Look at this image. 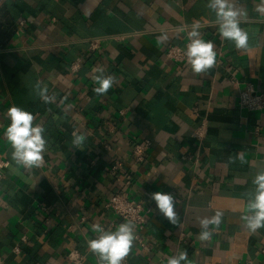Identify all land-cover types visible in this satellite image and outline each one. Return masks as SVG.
Returning a JSON list of instances; mask_svg holds the SVG:
<instances>
[{
    "label": "crops",
    "instance_id": "crops-1",
    "mask_svg": "<svg viewBox=\"0 0 264 264\" xmlns=\"http://www.w3.org/2000/svg\"><path fill=\"white\" fill-rule=\"evenodd\" d=\"M208 2L0 0V264H72L73 249L84 264H99L87 242L98 235L93 224L115 231L126 223L105 205L118 191L151 210L145 246L135 239L122 264H167L180 251L188 255L182 264H264V227L252 232L241 220L253 178L264 170V111L239 107L247 85L264 92V15L256 11L260 0H233L247 13L240 27L248 46L238 49L220 36ZM196 22L216 52L215 65L200 74L165 53L184 46ZM98 75L114 77L106 94L94 91ZM12 105L45 129L40 167L11 158L4 132ZM202 124L199 143L193 134ZM73 132L85 137L79 148ZM144 139L152 146L136 164L132 147ZM116 160L123 168L114 173ZM158 191L174 197L175 225L151 199ZM217 211L219 226L200 240L199 220Z\"/></svg>",
    "mask_w": 264,
    "mask_h": 264
},
{
    "label": "clouds",
    "instance_id": "clouds-1",
    "mask_svg": "<svg viewBox=\"0 0 264 264\" xmlns=\"http://www.w3.org/2000/svg\"><path fill=\"white\" fill-rule=\"evenodd\" d=\"M208 8L215 12L216 23L220 36L223 39L234 42L236 48L246 49L248 46V34L241 27L242 18L247 16L244 9L236 7L233 0H209ZM256 11L264 15V0L256 6ZM199 22L193 23L191 30L187 33L189 43L186 46L185 56L194 73L207 72L216 63V52L214 44L202 38L199 31ZM161 41L167 40V35L159 37ZM103 71L102 69L100 70ZM95 83L99 87L94 88L97 94H106L113 86L115 80L112 76L98 75ZM46 89L40 92L42 99L48 102L50 97L45 95ZM7 117L10 120L4 137L11 145V158L17 165H23L25 169L40 167L43 163L44 152L47 141L44 137L45 129L41 124H35V116L23 108L12 105L7 109ZM85 137L73 132V145L79 146ZM241 160L243 159L240 157ZM254 191L249 193L247 202V214L241 216L244 227L255 232L264 227V170L258 171L254 176ZM151 199L155 201L158 211L173 225L177 220V212L174 210V197L169 193L154 192ZM223 213L217 211L212 217H204L199 220L201 232L199 239L202 241L210 239L212 233L210 225L219 226ZM92 231L98 233L96 238L88 240V248L99 257V264H122L124 257L128 254L135 241L134 225L131 222L121 223L115 231L105 230L99 224H93ZM188 260L186 251L167 259V264H182Z\"/></svg>",
    "mask_w": 264,
    "mask_h": 264
},
{
    "label": "built area",
    "instance_id": "built-area-1",
    "mask_svg": "<svg viewBox=\"0 0 264 264\" xmlns=\"http://www.w3.org/2000/svg\"><path fill=\"white\" fill-rule=\"evenodd\" d=\"M189 43L187 40L184 46L170 45L166 50V56L170 60L178 63H188L187 57L185 56L186 46ZM91 50H97L99 44L97 41L92 42ZM81 61L77 60L72 63V70L78 71L81 66ZM231 83L235 86L238 84L235 78H231ZM239 107L247 112L251 113H261L264 111V92L255 90L253 86L247 85L241 92L239 96ZM257 131H261V126H258ZM207 132L206 124H202L194 131V138L197 142L202 143L205 139ZM152 146V141L150 139H144L139 142H134L132 147V160L136 164H142L146 161L148 151ZM6 167L5 160L0 156V181L4 177V171ZM120 168H123V162L116 160L111 166V170L114 173L119 172ZM131 185V183H127ZM106 208L111 210L118 218L124 222H131L134 225L135 239L138 244L142 247L145 246V242L142 237V232L145 230L149 215L151 210L146 208L141 202L130 197L128 191H118L115 192L105 203ZM27 238L23 236L21 238L22 242H25ZM15 252H20V245L17 244L14 247ZM260 253L264 255V242L260 247ZM68 258L72 264H84V256L77 250L73 249L68 253ZM126 261L124 257L122 263ZM243 264H255L253 260L247 259Z\"/></svg>",
    "mask_w": 264,
    "mask_h": 264
}]
</instances>
